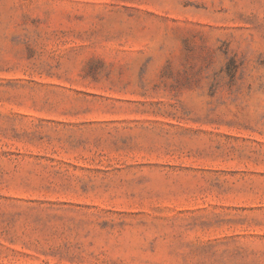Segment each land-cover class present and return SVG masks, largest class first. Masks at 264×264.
<instances>
[{
  "label": "rangeland",
  "instance_id": "rangeland-1",
  "mask_svg": "<svg viewBox=\"0 0 264 264\" xmlns=\"http://www.w3.org/2000/svg\"><path fill=\"white\" fill-rule=\"evenodd\" d=\"M0 264H264V0H0Z\"/></svg>",
  "mask_w": 264,
  "mask_h": 264
}]
</instances>
